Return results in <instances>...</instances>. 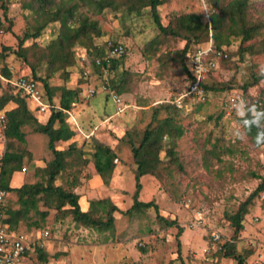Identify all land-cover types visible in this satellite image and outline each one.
<instances>
[{"label":"rangeland","instance_id":"obj_1","mask_svg":"<svg viewBox=\"0 0 264 264\" xmlns=\"http://www.w3.org/2000/svg\"><path fill=\"white\" fill-rule=\"evenodd\" d=\"M26 1L0 0V6L3 3L6 8V18L0 9V97L21 99L23 96L9 81L27 77L34 69L53 90L55 106H59L62 90L77 91V98L67 111L70 114L80 106L93 108L94 98L98 102L101 95L108 107L113 104V110L106 109L107 116L82 115V119L74 116L78 126L80 119L86 128H79L65 113L66 123L77 133L72 143L57 144L59 150L73 146V152L66 157V169L53 185L78 195L81 211L88 210L91 201L101 199H109L121 212L127 211L132 205L136 168L130 144L137 146L144 129L167 116L173 118L181 134L174 132L163 138L155 172L140 178L138 200L153 201L157 213L153 209L135 215L116 212L113 229L98 232L75 223L62 211L69 208L68 204L59 211L55 209L53 196L46 201L40 197L38 213L31 211L29 219L19 222L15 229L34 241L31 258L24 264H239L231 254L239 257L241 264H264V190L245 204L239 227L230 221L264 180V146L246 132L242 117L228 105L233 95L246 98L245 107L264 101V51L258 44L260 37L242 43L240 35H230L233 30L228 29L230 11L222 21L226 29L218 39L213 40L212 31L206 41L201 38L197 44L192 42L186 56L181 58L185 41L160 34L149 7L135 13L129 11L127 0H112V7L102 10L91 5L94 0H89L90 4L56 0L65 5L77 3V14L97 22L101 35L74 40L69 49L71 59L51 65L56 51L50 44L57 38L60 25L48 23L37 38L20 44L24 34L35 32L39 20L32 9L23 7ZM211 1H205L209 21L211 13L218 16L221 13ZM228 2L231 0H219L218 4ZM205 12L201 0H163L157 7L163 26L174 24V18L180 14L190 13L199 14L203 24H208ZM246 17L249 26L262 23L264 0H249ZM234 30H238L237 26ZM107 41L125 47L116 70L94 64ZM216 47L223 53L221 56L216 54ZM94 49L101 54H94ZM197 49L205 52L203 58L209 63L202 70L201 80L211 89L200 87V96H188L180 107L174 106V99L191 84L184 66L190 70L187 54ZM84 56L85 61H81ZM112 81L122 86L121 94L114 92ZM104 85L106 91L102 89ZM91 90L95 92L93 96ZM112 94L129 104L120 115L116 113ZM167 106H173L174 112H168ZM8 107L9 104L1 112ZM21 130L24 142L6 140L0 146V158L8 150L21 154L24 183L45 185L42 171L52 160L47 139L35 132L32 125ZM237 130L244 133L242 139L236 136ZM97 141L112 149L116 156L107 181L93 167L92 154ZM20 207L18 196L7 193L5 209ZM43 212L47 216L40 221ZM158 215L175 225L167 227L159 222ZM179 228L182 232L177 236ZM40 254L45 261L39 258Z\"/></svg>","mask_w":264,"mask_h":264},{"label":"trees","instance_id":"obj_2","mask_svg":"<svg viewBox=\"0 0 264 264\" xmlns=\"http://www.w3.org/2000/svg\"><path fill=\"white\" fill-rule=\"evenodd\" d=\"M78 1L90 4L89 0ZM127 2L130 4V12L133 11L135 13H139L140 9L149 7L154 24L160 34L170 35L174 38H180L185 41V46L180 53L181 58L186 56L189 45L192 42L197 44L201 41V38H204L205 41L208 39L209 26L206 23L203 24L199 14H180L174 18V24L169 23L168 25L163 26L157 13V7L163 4V0H127ZM211 2L213 4V8L215 7L221 10L219 16L218 14H215V12L210 15L213 40L218 39L221 32L226 29L222 21L231 11L228 29L229 27H233V30L232 32L229 31V34L232 36L240 35L242 37V43H246L253 38L260 37L258 44L264 51V19L262 23L252 26L248 25L249 23L247 21L246 12L249 0H231V2H228L223 6H220L221 2L218 4L219 0H212ZM113 4L114 1L112 0H94L91 5H93L97 10H102L112 7ZM23 7L25 9H32L33 13L39 20L35 27V32L24 34L20 44H22L25 40L37 38L40 31L48 23L57 22L60 25L57 38L50 44L51 49L56 51L53 55L51 65L56 62L65 63L71 59L72 53L69 49L74 43V40H77L80 37H89L92 34L97 36L101 35V30L97 22L88 20L87 17L83 16L81 13L77 14V3H68V5H65V3H58L56 0H27L23 4ZM0 9L4 10L2 16L6 18V8L3 3L1 4ZM236 26L238 30H234ZM216 50L219 51V47H216ZM94 54L98 55L101 53L99 50L94 49ZM117 64L118 59H112L109 66L106 67L105 63H103V67L104 69L108 68L116 70ZM184 69L190 78V83H193L194 80L190 70H187L186 66H184ZM5 75L9 77L7 73ZM263 76L264 74L262 77ZM28 78L41 84L44 96L52 105H54L52 103L53 90L49 88L45 79L37 76L34 69H32ZM257 80H259V78H257L255 82ZM111 83L112 88L115 89V93L121 94V92H123L121 91L122 86L119 84L120 80L118 84L113 81ZM200 87L204 90L211 89L202 81L200 83ZM62 91L58 106L62 110L53 109L45 124L38 123L36 119L29 114L25 106H23L20 110H12L6 113L4 112L6 117V129L4 131L5 141L13 138L19 142H24L25 135L21 129L25 125H32L35 132L43 134L46 137L47 149L52 155V160L42 171L45 176V185L42 183L29 184L23 182L21 187L11 189L8 186V183L13 172L20 171L22 169V155L16 152H10L9 150L4 152L3 156L0 158V189L6 191L7 193H15L18 196V201L21 206L18 210L4 209L6 214L5 222L11 229L15 230L19 222L29 219L31 211H33L34 214L38 213L37 203L40 201V197L44 198V201H46L50 198V196H53V201H56L55 209L60 211L65 204H68L69 208L62 211H65V213L67 212L75 223L86 228L95 229L98 232H106L113 229L114 213L116 212L123 213L124 215H135L144 213L149 209H153L157 213V205L153 201L142 202L138 200L139 192L141 190L140 178L145 175H152L155 172L157 164L159 163L158 152L161 149V141L163 138L165 136H172L171 134H174V132H176L177 135L181 134L180 128L174 125L173 118L171 116H167L161 120H157L156 125H149L144 129L143 136L137 146L130 144L131 154L134 164L136 165L134 171L135 189L132 195L131 207L127 211L121 212L111 203L109 199H101L91 201L89 209L81 211L78 205V195L65 191L59 186L53 185L56 178L66 169V157L69 156L70 152H73V146H71L68 150H59L56 148L57 143L67 141L72 136L71 130L66 123L65 111L70 110L71 104L74 103L77 98V91L68 89H64ZM12 100H15L12 96L0 97V111L9 101ZM257 108L264 109V101L261 102ZM174 109L175 108L173 106H167L166 110L168 112L170 110L174 112ZM263 123L264 120H261L259 128L253 126L250 131L246 130V132L256 139L258 132H264ZM259 145L264 146V143ZM169 155L172 157L174 153L171 152ZM115 159L116 156L112 149L101 142L97 141L95 143L94 152L92 154V163L95 172L103 181H107L111 178V173L115 167ZM262 190H264V180L257 187L255 192L249 196L248 200L244 202V204L240 205L239 210L230 217V221L234 226L239 227L241 225L240 221L243 219L245 214V204L249 203L250 200ZM46 216L47 213H41L40 221H43ZM158 220L159 222H163V224L167 227L175 225L174 221L167 222L159 215ZM34 226H38V223H35ZM181 232L182 228H179L177 236H179ZM38 252L41 251L38 249ZM231 257L241 264V259L239 257L233 254H231ZM39 258L42 261H45L43 254H40Z\"/></svg>","mask_w":264,"mask_h":264},{"label":"built area","instance_id":"obj_3","mask_svg":"<svg viewBox=\"0 0 264 264\" xmlns=\"http://www.w3.org/2000/svg\"><path fill=\"white\" fill-rule=\"evenodd\" d=\"M206 0H201L205 6L206 18L209 26V34L211 36V23L209 21V13L207 6L205 4ZM209 44V52L211 53L212 39ZM103 54L101 57H98L94 60L96 67L104 69L103 63L105 66H109L112 59H119L125 53V47L120 43H114L111 41L105 42L103 46ZM216 54L221 56V53L218 50H215ZM205 52L200 49L194 50L187 54L190 58V73L193 76V83L189 85L185 92H182L172 104L174 106L180 107L183 100L188 96H200V83L202 78V70L204 67L209 66V63H206L203 56ZM81 61H85V56L81 57ZM210 65H213L210 63ZM13 89L17 93H20L23 97L31 99L36 104V111L38 114H50L54 109L49 100L42 93L39 84L32 81L28 77L20 76L14 81H9ZM103 91L107 90V86L102 87ZM95 94L94 90L90 91V96ZM243 97L238 95H233L228 99V105L231 108H235V105L239 103ZM246 101V98L244 99ZM112 101L116 106V113L121 114L126 111L129 107V104L124 102L117 94H112ZM6 129V117L3 112L0 111V139H3V134ZM22 171H25V168H22ZM7 192L0 189V264H24L29 253L33 252L34 241L30 240L26 235L11 229L9 225L5 222V199Z\"/></svg>","mask_w":264,"mask_h":264},{"label":"crops","instance_id":"obj_4","mask_svg":"<svg viewBox=\"0 0 264 264\" xmlns=\"http://www.w3.org/2000/svg\"><path fill=\"white\" fill-rule=\"evenodd\" d=\"M27 77H29V75H26ZM39 84V87L40 89L43 91L42 89V86L40 83ZM102 98L99 99V101L97 102V100L94 98L93 102L91 103V107H88V106H85V107H79L78 109L75 110L74 114H70L69 112L65 111L66 113H68L71 117L72 120H74L75 124L78 126L77 124V121L74 119L75 117L74 116H79L78 118L82 119V117L85 115L86 116H90L91 118H93V116H95L96 118H100L101 116H107L105 113H106V109L107 108H110L108 107L107 105V101L104 102L103 100V96L101 95ZM7 104H9V107L7 110L3 111V112H8V111H12V110H20L23 106H25V108L27 109V111L29 112L30 115H32L35 119L37 120H45L47 121L48 120V117L50 114H38L37 111H36V104L29 98H26V97H22L21 99L20 98H15V100H12V101H9ZM6 104V105H7ZM5 105V106H6ZM54 107V109L56 110H62L60 107L58 106H55V105H52ZM110 110H113V104L111 103V108ZM2 111V110H1ZM83 115V116H82ZM80 119H78V122L79 125L78 127L79 128H86V123H83L80 121ZM41 124V123H40ZM71 130V128H70ZM71 133H72V136L69 140L67 141H62L65 143L68 142L69 143H72L74 141V136L76 135L75 133L77 132H73V130H71ZM83 133V132H82ZM6 143L5 141V136L3 134V139L1 140L0 139V146H2V144ZM59 144V143H57ZM0 151H1V148H0ZM5 150H3L4 152ZM24 168V167H22ZM22 169L20 171H15L13 172V174L11 175V178L9 180V183H8V186L11 188V189H16V188H19L22 186L23 182H24V179H23V174H22ZM31 254L32 253H29L28 256H27V259L31 258ZM26 259V260H27Z\"/></svg>","mask_w":264,"mask_h":264},{"label":"clouds","instance_id":"obj_5","mask_svg":"<svg viewBox=\"0 0 264 264\" xmlns=\"http://www.w3.org/2000/svg\"><path fill=\"white\" fill-rule=\"evenodd\" d=\"M246 102L247 101L244 99H241L239 103L235 105V108L237 114L244 120L243 127L250 131L253 126L259 128L261 120H264V109L257 108L256 105H247V107H245ZM236 136L242 139L244 137V133L237 130ZM256 143L258 145L264 143V132L257 133Z\"/></svg>","mask_w":264,"mask_h":264}]
</instances>
